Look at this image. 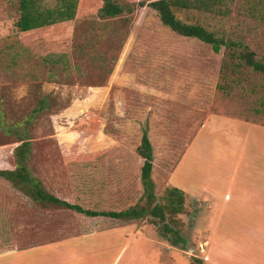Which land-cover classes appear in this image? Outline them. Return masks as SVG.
I'll return each mask as SVG.
<instances>
[{"label": "rangeland", "instance_id": "374dc122", "mask_svg": "<svg viewBox=\"0 0 264 264\" xmlns=\"http://www.w3.org/2000/svg\"><path fill=\"white\" fill-rule=\"evenodd\" d=\"M38 2L56 9L63 0ZM19 6L0 0V107L8 124H19L38 106V94L46 98L29 127L30 172L72 176L62 197L86 210L144 206L137 149L147 130L156 203L170 182L189 196L178 217L185 250L170 245L152 217L117 220L112 231L124 226L120 232L87 244L105 246L98 264H115L123 248L116 264H264V78L233 66L225 49L216 55L176 35L148 8L107 20L93 13L22 34ZM176 12L242 43L264 63V0ZM18 145V136L0 128V155L12 156ZM88 222L67 210L48 218L63 235L90 231Z\"/></svg>", "mask_w": 264, "mask_h": 264}, {"label": "trees", "instance_id": "16d2710c", "mask_svg": "<svg viewBox=\"0 0 264 264\" xmlns=\"http://www.w3.org/2000/svg\"><path fill=\"white\" fill-rule=\"evenodd\" d=\"M221 0H154L151 2L130 3L120 0H63L56 9L43 8L38 0H20V18L16 24L22 34L50 31L56 26L75 21L86 15L96 14L103 20L116 19L125 15L132 16L137 9H151L157 14L162 25L176 35L197 40L212 48L216 55L223 49L228 52V61L236 67H247L264 78V63L257 59L255 52L240 42L227 40L201 25L184 22L177 16V10H197L213 12ZM81 7V9H80ZM88 11H85V8ZM46 109V98L38 94V106L19 124H8L0 107V128L5 134L18 136L19 145L13 151L14 171H0V179L10 182L33 203L42 209L72 211L91 219L108 218L112 220L140 221L147 217L155 220V226L163 225L161 231L170 245L186 249L187 241L181 235L183 226L179 216L186 214V196L177 188H169L163 203H156L155 184L152 179L154 169V148L146 130L141 145L137 149L143 160L141 181L144 188V206L138 205L122 212H97L72 205L51 195L37 175L32 174L29 164L33 156V142L29 136V127ZM7 157V156H6ZM203 264L195 260L194 264Z\"/></svg>", "mask_w": 264, "mask_h": 264}, {"label": "crops", "instance_id": "0c3cea01", "mask_svg": "<svg viewBox=\"0 0 264 264\" xmlns=\"http://www.w3.org/2000/svg\"><path fill=\"white\" fill-rule=\"evenodd\" d=\"M14 170L13 156L0 155V171ZM49 175L51 176H37L48 193L75 205L62 197L66 190L73 188L72 176L60 178L57 174ZM170 186L175 188L171 182ZM188 197L186 196V203ZM61 211L64 210L42 209L10 182L0 179V264H98L101 260L96 259V255L104 250L105 246L87 244L106 243L108 237L102 233H117L124 227H121L120 231H112V226H117V220L90 218L91 222L87 223L92 224L90 231L82 229L83 233L80 234H59L58 228L50 229L52 226L49 225L48 218L49 214H59ZM75 229L80 230L77 226ZM123 252L124 248L115 264Z\"/></svg>", "mask_w": 264, "mask_h": 264}]
</instances>
